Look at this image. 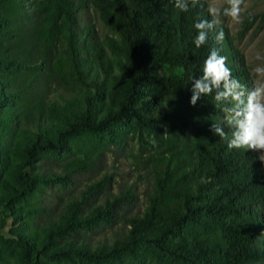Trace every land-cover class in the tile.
I'll list each match as a JSON object with an SVG mask.
<instances>
[{"label":"trees","instance_id":"16d2710c","mask_svg":"<svg viewBox=\"0 0 264 264\" xmlns=\"http://www.w3.org/2000/svg\"><path fill=\"white\" fill-rule=\"evenodd\" d=\"M87 7L108 31L103 37L93 24L77 26L78 13ZM28 14L33 16L21 18ZM197 18L210 19L202 3L184 13L170 0H0V172L7 176L0 178V205L12 218L10 238L0 236V247L14 242L25 264H49L43 258L70 252L106 262L142 251L164 264L264 259L263 243L256 240L264 224L256 207L264 202V180L254 152L229 150L213 134L220 109L211 96L190 105L191 79L201 75L213 47L241 83L244 73L233 65L226 38L217 42L215 32L195 48ZM51 86L62 91L52 99ZM121 124L149 136L166 133L163 145L142 159L151 164L153 185L143 212L124 219L122 238L94 248L55 246L54 239L102 219L132 198L131 189L86 217L71 205L58 222L41 229L13 222L19 215L12 204L21 195L15 185L30 187L38 180L25 169L40 152L71 146L77 153L92 141H117L124 134L117 133ZM97 151L86 148L80 167L87 168ZM12 154L21 161L12 162Z\"/></svg>","mask_w":264,"mask_h":264},{"label":"rangeland","instance_id":"374dc122","mask_svg":"<svg viewBox=\"0 0 264 264\" xmlns=\"http://www.w3.org/2000/svg\"><path fill=\"white\" fill-rule=\"evenodd\" d=\"M225 3L226 0H202V6L207 14L209 6H224ZM241 7L243 23L221 17L219 28L225 32L233 65L244 73L242 84L250 90L264 82L258 79L253 71L257 65L264 66V59H256L257 56L264 57V0H244ZM32 16L28 14L21 18L24 20ZM77 19L76 24L79 27L87 23L93 24L98 37H103L108 32L90 7L81 10ZM57 89L62 92L58 86L50 87L48 94L50 99L56 96ZM222 118L223 113L220 110V120ZM123 125L117 128V133H124L117 141L105 142L103 139L92 141L77 153H74L76 149L71 146L59 151L40 152L39 159L25 169L29 175H37L38 180L30 187L15 185L21 190V195L12 204L19 215L18 218H13V222L19 224L22 229H41L51 222H58L69 211L71 205L75 206L79 215L86 217L93 209L110 207L109 203L117 199L121 193H126V189H131L129 195L132 198L116 203L102 219H98L89 227L69 230L65 234L55 236L54 239L57 243L55 246L73 242L86 248H94L98 243H112L114 239L122 238L127 230L124 219L143 212L147 204V195L153 185L151 164L144 163L142 159L163 145L162 139L166 138V133L160 138L126 131ZM89 146L101 150V153L95 152L93 162L87 168H81L83 165L81 162L85 161V149ZM258 155L254 153L255 158ZM75 158L76 162L71 165ZM10 159L12 162L21 161V157L15 154H12ZM256 161L264 180V169L257 158ZM63 166L72 171L65 172ZM5 172L6 170L0 172V178L7 177ZM53 175L56 177L52 178ZM256 207L264 220V202ZM11 223L9 212L0 205V236L10 238ZM256 240L261 241L264 247V224ZM49 246L55 248L54 245ZM20 252V247L14 242L2 243L0 264H25L20 259ZM43 259L49 264H164L162 259L147 251L119 262L90 260L73 252L66 256ZM255 264H264V259Z\"/></svg>","mask_w":264,"mask_h":264},{"label":"clouds","instance_id":"9594fccd","mask_svg":"<svg viewBox=\"0 0 264 264\" xmlns=\"http://www.w3.org/2000/svg\"><path fill=\"white\" fill-rule=\"evenodd\" d=\"M170 2L175 9L186 13L190 8L200 6L202 0ZM243 2L244 0H226L224 6H209L207 11L210 19L197 18L192 25L195 30L192 39L195 48L206 45L211 32L216 33L217 42H223L225 32L219 28L221 17L243 23ZM256 59L264 57L257 56ZM253 71L258 79L264 81V66L257 65ZM190 83L191 106H196L202 97L211 96L213 106L223 113L222 120L211 124L213 134L226 140L229 150L258 153L256 158L264 169V82L247 89L239 79L233 77L232 70L227 65V57L213 47L203 62L201 75L193 77Z\"/></svg>","mask_w":264,"mask_h":264}]
</instances>
